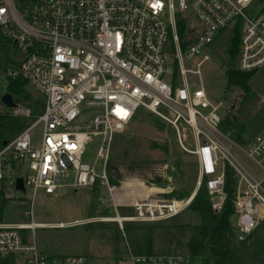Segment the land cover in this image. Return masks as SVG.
<instances>
[{"label":"built area","instance_id":"obj_1","mask_svg":"<svg viewBox=\"0 0 264 264\" xmlns=\"http://www.w3.org/2000/svg\"><path fill=\"white\" fill-rule=\"evenodd\" d=\"M180 16L195 22L186 28L191 38L185 48L178 33ZM0 36L19 50L7 66L0 62V100L19 80L44 96V110L34 116L19 103L27 91L11 92L17 105L10 111L34 116V121L0 149V188L10 168L23 170L33 198L40 190L54 194L62 188L105 187L102 203L113 214L100 216L102 220L122 224L178 215L191 200L154 199L144 181L120 185L108 174L114 136L146 110L171 125L182 147L197 156L196 191L205 186L216 211L227 202L226 170L232 167L237 178L235 238L252 237L264 220V177L250 172L228 143L264 171V125L252 136L231 137L224 127L223 102L211 97L200 67L220 38L227 43L239 38L236 68L264 67V0H0ZM37 125L41 132L33 135ZM94 136L101 137L96 161L84 162ZM240 137L247 146L239 143ZM187 140L193 148L185 145ZM133 189L142 194H130ZM129 204L135 214H121L119 209ZM29 214V223L0 222L1 256L29 254L23 264H84L83 254L39 251L27 235L31 231L35 237L41 223L33 219L32 208ZM192 259L174 253L131 254L133 264H192Z\"/></svg>","mask_w":264,"mask_h":264},{"label":"rangeland","instance_id":"obj_2","mask_svg":"<svg viewBox=\"0 0 264 264\" xmlns=\"http://www.w3.org/2000/svg\"><path fill=\"white\" fill-rule=\"evenodd\" d=\"M187 22V26L195 24L190 17H187ZM234 40L227 43V40L220 38L216 42L217 45L215 44L216 50L207 51L210 59L201 65L200 78L211 97L223 102L221 112L225 116L224 127L230 129L231 137L238 139L240 133L252 136L264 125V67L254 70V75L247 82V89L238 85L229 88L226 70L231 64H236V56L231 52L233 45L238 46L237 42L234 44ZM18 53L19 50L11 42L0 36V62L7 66L12 57L19 56ZM191 77L194 81H199V76ZM26 91L25 95L28 96L19 101L20 106L28 107L34 116L40 115L44 110L43 94L31 84L26 85ZM11 109L0 100V110ZM233 113L236 124L230 128L227 119L233 116ZM34 116L29 117L27 125L34 121ZM41 128V125L35 126L33 135H39ZM238 141L247 146L244 138L240 137ZM100 145L101 137L94 136L87 144L83 161L94 163ZM185 145L193 148L194 144L193 141L187 140ZM228 145L250 172L259 179L264 177L263 169L241 148L231 143ZM107 170L115 184L144 181L150 190L148 191L151 198L184 200L196 190L199 163L197 156L186 151L179 143L171 125L151 112L140 110L130 124L114 136ZM19 175H24L23 170L17 172L8 168L7 179L3 183L8 197L3 221L29 223L32 220L29 214L32 208L33 219L41 225L35 229V237H32L30 231L27 238L36 242L39 251L48 255L83 254L84 264H133V247L129 233L121 226L142 223L124 221L120 224L117 221L102 220L100 216L113 214V211L102 203V199L107 195L105 187L96 185L62 188L54 194L40 190L33 198L32 189L22 191L16 188L15 181ZM135 192L141 193L139 189L129 191L130 194ZM119 211L124 215H133L135 207L123 206ZM197 219L198 215L189 209V205L174 217L175 222ZM230 219L234 228L233 215ZM60 223H64V226H60ZM156 245L158 248L159 242ZM233 247L234 253L225 264H264V220L249 239L240 242L234 236ZM175 248L174 254H184L179 247ZM28 256L29 254H16L17 263L23 264ZM192 258V264H196L195 258ZM198 264L217 262L209 259Z\"/></svg>","mask_w":264,"mask_h":264},{"label":"trees","instance_id":"obj_3","mask_svg":"<svg viewBox=\"0 0 264 264\" xmlns=\"http://www.w3.org/2000/svg\"><path fill=\"white\" fill-rule=\"evenodd\" d=\"M187 19L179 17L178 33L181 38L183 48L190 40V31L187 28ZM239 38H235V42ZM232 54L238 53V47L231 48ZM228 78V87L238 85L248 88L247 82L254 75L253 71L244 72L231 64L226 70ZM26 83L17 81L9 86V90L16 94H25ZM25 95V97H27ZM229 116L228 127H234L236 124L235 114ZM29 121V117L15 115L11 111L0 112V149L7 145L21 130H23ZM7 144H4V142ZM5 181V180H4ZM4 183V182H3ZM5 184L0 188V222L4 220V207L7 204L8 197L4 190ZM237 178L230 165L226 170L225 189L228 193L227 202L221 211H216L211 207L205 186H201L195 193L189 204V209L198 215L197 221L175 222L174 217L152 221L141 222L135 226L125 224L124 231L129 233L133 250L132 254H172L175 253V247L184 253V255L193 256L196 264L201 261L212 259L217 264H225V261L234 253V228L230 217L234 212V195L236 192ZM196 220V219H195ZM140 222V221H137ZM157 242L159 247L157 248ZM0 264H20L16 261V255H0Z\"/></svg>","mask_w":264,"mask_h":264},{"label":"water","instance_id":"obj_4","mask_svg":"<svg viewBox=\"0 0 264 264\" xmlns=\"http://www.w3.org/2000/svg\"><path fill=\"white\" fill-rule=\"evenodd\" d=\"M2 101L6 106H8L10 108L16 107V105H17V103L13 99V94L11 92L5 93L2 96ZM4 144H7V142L5 141ZM15 185H16L17 189L22 190V191H26V187L24 184V178L22 176H18L16 178Z\"/></svg>","mask_w":264,"mask_h":264},{"label":"bare ground","instance_id":"obj_5","mask_svg":"<svg viewBox=\"0 0 264 264\" xmlns=\"http://www.w3.org/2000/svg\"><path fill=\"white\" fill-rule=\"evenodd\" d=\"M196 192L194 191L192 195L188 198V200H191ZM41 225V224H40ZM43 225V224H42ZM60 226H64V223H60Z\"/></svg>","mask_w":264,"mask_h":264},{"label":"crops","instance_id":"obj_6","mask_svg":"<svg viewBox=\"0 0 264 264\" xmlns=\"http://www.w3.org/2000/svg\"><path fill=\"white\" fill-rule=\"evenodd\" d=\"M195 192H197V191L195 190Z\"/></svg>","mask_w":264,"mask_h":264}]
</instances>
